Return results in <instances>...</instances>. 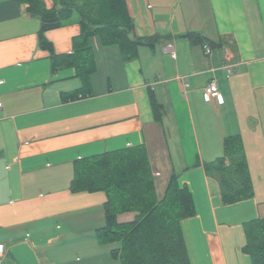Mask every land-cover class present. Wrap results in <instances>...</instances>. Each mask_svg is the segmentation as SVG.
Wrapping results in <instances>:
<instances>
[{
  "label": "crops",
  "instance_id": "1",
  "mask_svg": "<svg viewBox=\"0 0 264 264\" xmlns=\"http://www.w3.org/2000/svg\"><path fill=\"white\" fill-rule=\"evenodd\" d=\"M125 3L134 35L161 39L124 62L118 46L91 38L96 71L90 94L80 97L76 70L52 71L39 47L40 19L19 0H0L1 264H119L112 245L96 239L105 194L72 192L70 184L77 162L137 146L146 148L158 199L173 172L192 195L196 214L181 222L190 264H252L242 250L243 224L264 218V0ZM188 32L211 43L191 44L181 37ZM79 33L74 15L45 37L62 55ZM212 81L220 98L207 101ZM149 88L163 107L159 124ZM230 137L242 143L253 197L222 205L203 165L222 156Z\"/></svg>",
  "mask_w": 264,
  "mask_h": 264
},
{
  "label": "trees",
  "instance_id": "2",
  "mask_svg": "<svg viewBox=\"0 0 264 264\" xmlns=\"http://www.w3.org/2000/svg\"><path fill=\"white\" fill-rule=\"evenodd\" d=\"M40 19L39 47L50 54L51 69L71 67L82 83L80 97L90 94L89 77L96 71L89 40L100 39L103 47L118 46L124 62L135 59L141 47L154 48L158 36L137 37L126 9L125 0H52L54 8L44 10L39 0H19ZM74 15L80 33L72 39L69 54H55L45 32L57 29ZM191 44L210 42L196 32L181 36ZM211 43V42H210ZM79 92L65 97L77 99ZM149 102L156 123H161L163 107L148 89ZM220 189L222 205H231L253 197V188L239 137L224 140L223 154L203 165ZM178 175L171 173L161 198L155 185L144 146L125 148L86 158L74 166L72 192H103L104 225L95 232L101 245H115L111 256L119 264H190L181 222L195 216L192 195L178 185ZM124 213H135L129 222H119ZM243 252L252 264H264V218L243 224Z\"/></svg>",
  "mask_w": 264,
  "mask_h": 264
},
{
  "label": "built area",
  "instance_id": "3",
  "mask_svg": "<svg viewBox=\"0 0 264 264\" xmlns=\"http://www.w3.org/2000/svg\"><path fill=\"white\" fill-rule=\"evenodd\" d=\"M168 49L169 51H171L170 45L168 46ZM205 51L206 53H210V50L207 46H205ZM170 53L172 58H175L174 53L172 51ZM232 72H233V68L228 67L227 74L230 75ZM203 95L207 101H213L219 99L220 94L217 84L214 81L210 82L209 85L204 89ZM3 253H4V246L0 245V264H1V259L3 257Z\"/></svg>",
  "mask_w": 264,
  "mask_h": 264
},
{
  "label": "rangeland",
  "instance_id": "4",
  "mask_svg": "<svg viewBox=\"0 0 264 264\" xmlns=\"http://www.w3.org/2000/svg\"><path fill=\"white\" fill-rule=\"evenodd\" d=\"M115 245H112V246H109L110 248L114 247ZM108 248V247H107ZM89 248L86 247L85 250L83 251V253L87 254L89 251ZM103 250H106V249H103Z\"/></svg>",
  "mask_w": 264,
  "mask_h": 264
}]
</instances>
